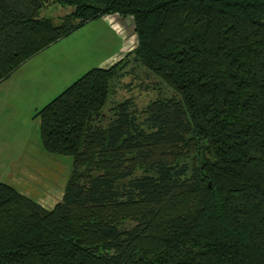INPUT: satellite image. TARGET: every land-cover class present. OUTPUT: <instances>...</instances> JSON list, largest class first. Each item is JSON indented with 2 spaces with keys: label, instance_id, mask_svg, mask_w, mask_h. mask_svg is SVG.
Returning <instances> with one entry per match:
<instances>
[{
  "label": "trees",
  "instance_id": "obj_1",
  "mask_svg": "<svg viewBox=\"0 0 264 264\" xmlns=\"http://www.w3.org/2000/svg\"><path fill=\"white\" fill-rule=\"evenodd\" d=\"M51 4L71 10L56 22ZM115 14L134 48L32 115L43 149L71 157L61 199L0 182V264H264V0H0V81ZM130 61L174 95L105 117Z\"/></svg>",
  "mask_w": 264,
  "mask_h": 264
},
{
  "label": "rangeland",
  "instance_id": "obj_2",
  "mask_svg": "<svg viewBox=\"0 0 264 264\" xmlns=\"http://www.w3.org/2000/svg\"><path fill=\"white\" fill-rule=\"evenodd\" d=\"M47 5L41 14L54 17L56 22L59 15L71 10L58 4ZM131 20L116 14L90 20L30 57L10 77L0 81V97L3 95L6 104L13 101L10 111L1 114L0 120V182H3V175L5 181L12 182L23 195L35 201L46 200L50 204L61 199V196L55 197L53 191L58 187L59 177L66 183L71 157L48 153L41 145L40 150L33 149V156L25 154L23 143L27 136L35 135L40 144L38 121L32 115L84 71L112 64L131 51L136 43ZM132 67L131 72L114 80L102 110L105 117L111 115L109 108L128 98L141 109L157 97L174 95L170 87L160 84V80L145 67L130 61L125 70ZM31 105L32 110H29ZM9 141L16 144L12 146ZM42 166L51 168L52 173L47 172L46 177L40 178ZM6 167L8 169L4 170ZM35 177L40 180H34Z\"/></svg>",
  "mask_w": 264,
  "mask_h": 264
},
{
  "label": "crops",
  "instance_id": "obj_3",
  "mask_svg": "<svg viewBox=\"0 0 264 264\" xmlns=\"http://www.w3.org/2000/svg\"><path fill=\"white\" fill-rule=\"evenodd\" d=\"M107 16H113V15H107ZM113 19H115V18H113ZM118 59V58H117ZM102 66H107V64L106 65H102ZM19 68V67H18ZM17 68V69H18ZM16 69V70H17ZM90 69V68H89ZM15 70V71H16ZM14 71V72H15ZM13 72V73H14ZM85 72V71H84ZM83 72V73H84ZM12 73V74H13ZM11 74V75H12ZM10 75V76H11ZM9 76V77H10ZM2 97H0V120H1V114H6L7 112H9L10 111V104L11 103H13V101L12 100H10V102L8 103V104H6L4 101H3V95H1ZM32 106L33 105H31V106H29L28 107V109L29 110H32ZM29 116H27L26 118H28ZM26 118H24V122H25V120H26ZM10 143H11V145L12 144H16V143H14L13 141H9ZM39 145H41V144H39V142H38V139L36 138V136L34 135L33 137H31L30 135L29 136H27V138H26V140L24 141V143H23V149H24V152H25V154L26 155H28V157H31V156H33L34 154H33V149H39ZM13 146V145H12ZM40 150V149H39ZM35 164V163H34ZM42 168L45 170V172L44 173H41V175H40V178H42V177H44V176H47L46 175V173L48 172V174L50 175L51 173H52V170H51V168H49V167H47V166H42ZM8 169V167H6L4 170H7ZM3 171V170H2ZM44 175V176H43ZM2 176V181L3 182H6V183H9V184H13L12 182H10V181H8L7 179H6V181L4 180V178H3V175H1ZM40 200V199H39ZM46 201V200H45ZM45 201H37L38 203H40L42 206H44V207H46V208H48V209H51L52 207H53V205L55 204H52V205H50L49 203H47V202H45Z\"/></svg>",
  "mask_w": 264,
  "mask_h": 264
}]
</instances>
